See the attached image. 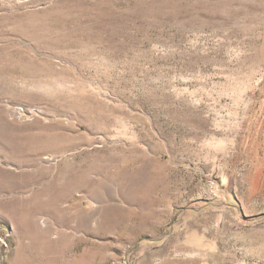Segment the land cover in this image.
I'll return each mask as SVG.
<instances>
[{
	"label": "rangeland",
	"instance_id": "1",
	"mask_svg": "<svg viewBox=\"0 0 264 264\" xmlns=\"http://www.w3.org/2000/svg\"><path fill=\"white\" fill-rule=\"evenodd\" d=\"M0 264H264V0H0Z\"/></svg>",
	"mask_w": 264,
	"mask_h": 264
}]
</instances>
